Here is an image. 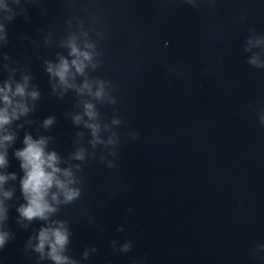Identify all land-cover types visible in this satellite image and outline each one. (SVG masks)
I'll list each match as a JSON object with an SVG mask.
<instances>
[{
	"label": "water",
	"instance_id": "1",
	"mask_svg": "<svg viewBox=\"0 0 264 264\" xmlns=\"http://www.w3.org/2000/svg\"><path fill=\"white\" fill-rule=\"evenodd\" d=\"M0 25V87L27 76L39 93L0 145V264H52L34 249L53 220L79 264H264V68L248 63L264 64V0H0ZM73 44L90 54L83 74ZM62 57L68 84L47 71ZM26 134L49 138L81 190L64 204L53 188L48 221L17 211Z\"/></svg>",
	"mask_w": 264,
	"mask_h": 264
},
{
	"label": "clouds",
	"instance_id": "2",
	"mask_svg": "<svg viewBox=\"0 0 264 264\" xmlns=\"http://www.w3.org/2000/svg\"><path fill=\"white\" fill-rule=\"evenodd\" d=\"M190 3L191 0H186ZM4 7H7L6 5ZM7 19H13L12 16ZM3 26L0 25V30ZM250 42V41H249ZM77 57L71 61V65L75 66L78 73L83 74L84 62L79 59L83 57L84 60L91 59L88 52H80L73 44L71 46V53ZM249 64L254 65L257 68H264V64L257 63V60L253 58L248 61ZM47 71L59 79L61 84H68V77L71 75L70 64L67 59L63 57L60 59L58 65L49 64ZM23 83H16L13 90L12 85L8 82L4 83L3 87H0V130H4L6 134L0 137V145H7L15 140V134L6 131V126L10 125L14 120H18L21 116L26 115L30 109L25 103V98L31 96L33 100L37 99L39 93L32 91L28 93L26 91L28 77L25 76ZM71 87V85H68ZM84 88H89V84L85 83ZM82 91V89H81ZM97 97L101 95L98 91L95 93ZM19 98V99H16ZM85 114L89 118H95L96 113L93 110L91 103L85 104ZM82 117L76 115L73 117V122L79 124ZM54 122L53 117H48L43 121V127L48 128ZM118 121H114L117 123ZM261 125H264V118L260 120ZM85 127L91 129L92 136L96 137L98 132V125L86 123ZM48 139L41 136L38 139H34L30 134H26L23 139V147L16 149L14 152L15 157L20 161V168L23 171V177L21 178V191L26 203L20 205L17 209L20 216L25 220L31 222L33 220L48 221L49 217L58 211V208L53 206L49 202V195L51 194V201L60 204L61 201L58 198V193L53 192L52 189H58L59 194L63 196V203L70 204L81 196V190L78 188L70 187L75 183L73 179V173L70 169H61L58 167L59 156L55 151H48L47 144ZM102 143V141L94 140L93 144ZM111 143V141H109ZM6 149L4 152H0V166H6L8 161L6 159ZM74 159L83 160L84 151L80 150L75 153ZM112 167V165H109ZM11 178L16 179V174L11 173ZM63 177V179L61 178ZM8 177L0 175V183H3ZM5 196L10 197V192H5ZM122 230V229H119ZM6 233H0V248L6 243ZM71 231L66 221L53 220L48 226H42L36 239L38 243L35 245V251L40 253V258H45V249L47 248L46 258L52 262V264H79V262L68 255V245L70 243ZM114 243V242H113ZM130 250V245L125 244L121 251L127 252ZM92 252L96 249L92 248ZM84 258L88 257V251L83 253Z\"/></svg>",
	"mask_w": 264,
	"mask_h": 264
}]
</instances>
